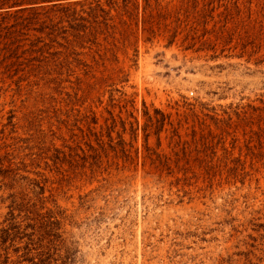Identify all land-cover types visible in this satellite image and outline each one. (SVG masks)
<instances>
[{"label":"rangeland","instance_id":"374dc122","mask_svg":"<svg viewBox=\"0 0 264 264\" xmlns=\"http://www.w3.org/2000/svg\"><path fill=\"white\" fill-rule=\"evenodd\" d=\"M233 1L0 0L32 18L0 52V264H264V31Z\"/></svg>","mask_w":264,"mask_h":264},{"label":"trees","instance_id":"16d2710c","mask_svg":"<svg viewBox=\"0 0 264 264\" xmlns=\"http://www.w3.org/2000/svg\"><path fill=\"white\" fill-rule=\"evenodd\" d=\"M60 1H64V0H20V4L26 3V5H38L40 3H55V2H60ZM230 1V0H229ZM232 1V0H231ZM145 2V6H144V10L147 8L148 6V0H144ZM256 2V7H257V17L254 20V27H258L257 28V33L259 35H262V32L264 31V0H255ZM238 3L239 0H235L233 1V6L235 8H238ZM252 3V0H243V4L246 5L247 7L246 9L247 14L249 15V18L251 20V16H252V11L250 10V4ZM57 4H53V6L55 7ZM21 10H25V9H21ZM212 11V10H211ZM239 12V9L238 11ZM160 16V15H159ZM32 18H21V17H15V23H13L10 26H5V27H1L0 26V33L2 34L3 32V38L7 39L6 42L3 44V48L0 49V52H10V54L7 57H4L2 59V62L6 61L8 58L13 57L14 55H16V52L23 47V45H18L22 40L19 39V37L22 36H26V34L24 32H22L24 30V28H27L28 24H30ZM82 22H86V19H80ZM74 21V20H72ZM46 22L43 23V25ZM61 23V21H59L56 24H50V25H46L45 27H42V30L47 29L48 32L45 34L46 38L48 39V42L45 43L44 38H36L35 40L31 41L30 44L28 45V49L24 50L21 55L19 56H15L16 58L21 57L23 54H32V53H40L42 54L44 51L47 52L48 49L52 48V44L56 43V37L58 36V34H66L67 31L64 30V28H58L57 26ZM17 27H20L18 30H13ZM71 30H73L74 33L78 32V31H87L88 33L85 36H88L87 39H89L90 37V29L89 27L85 26V25H81V24H74L71 25L69 24L68 26ZM13 30V31H11ZM62 30V31H61ZM151 34H153L152 31H150ZM73 37H76V35L72 34ZM85 36H79L77 34L78 38L75 39H83L85 38ZM66 42H70L71 41H67ZM39 43H43V45L41 47H38ZM61 45V44H59ZM15 46L13 49L12 47ZM62 46V45H61ZM52 55V54H49ZM27 63L29 62V60L26 61ZM15 65H22L21 64H16L15 62L12 64L8 65V68H12Z\"/></svg>","mask_w":264,"mask_h":264}]
</instances>
